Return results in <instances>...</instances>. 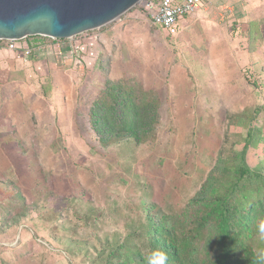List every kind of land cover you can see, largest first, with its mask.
<instances>
[{
	"label": "rangeland",
	"instance_id": "obj_1",
	"mask_svg": "<svg viewBox=\"0 0 264 264\" xmlns=\"http://www.w3.org/2000/svg\"><path fill=\"white\" fill-rule=\"evenodd\" d=\"M142 5L84 32L81 55L69 39L31 40L32 58L0 40V226L13 224L0 264H107L106 242L135 232L145 248V204L184 215L246 142L248 166L264 169V11L231 24L194 13L173 38ZM107 81L157 97L153 138L98 143L88 111Z\"/></svg>",
	"mask_w": 264,
	"mask_h": 264
},
{
	"label": "trees",
	"instance_id": "obj_2",
	"mask_svg": "<svg viewBox=\"0 0 264 264\" xmlns=\"http://www.w3.org/2000/svg\"><path fill=\"white\" fill-rule=\"evenodd\" d=\"M135 91L124 83L107 81L94 99L88 122L102 147L128 140L139 144L153 138L158 99L154 95L142 98ZM247 143L229 161L216 166L218 172L209 173L184 215L171 213L158 219L154 206L145 204V248L129 242L128 237L135 232L114 246L106 242L102 250H107V264H147L149 248L164 250L168 264H258L251 241L258 237V225L264 223V169L248 166ZM182 217L194 226H187L188 220ZM11 222L5 221L0 231L12 226ZM203 237H207L205 241ZM207 250L208 258L202 260L200 252Z\"/></svg>",
	"mask_w": 264,
	"mask_h": 264
},
{
	"label": "water",
	"instance_id": "obj_3",
	"mask_svg": "<svg viewBox=\"0 0 264 264\" xmlns=\"http://www.w3.org/2000/svg\"><path fill=\"white\" fill-rule=\"evenodd\" d=\"M141 0H0V40H64L98 29Z\"/></svg>",
	"mask_w": 264,
	"mask_h": 264
},
{
	"label": "built area",
	"instance_id": "obj_4",
	"mask_svg": "<svg viewBox=\"0 0 264 264\" xmlns=\"http://www.w3.org/2000/svg\"><path fill=\"white\" fill-rule=\"evenodd\" d=\"M207 0H141L143 8L146 11V15L149 17L150 22L162 29V30H171L180 19L185 16H190L196 12V10ZM83 33L69 38V40L74 41L76 55H81L85 53L86 42L80 37ZM34 37V36H28ZM40 38H49L45 36H36ZM27 37H24L19 40H4L6 42L5 47L8 50H19L23 56L28 57L32 53V46L23 41ZM56 42L53 44L55 47H58V39H52ZM65 40V39H64ZM67 40V39H66ZM23 41V42H22ZM20 42V45L17 46V43Z\"/></svg>",
	"mask_w": 264,
	"mask_h": 264
},
{
	"label": "crops",
	"instance_id": "obj_5",
	"mask_svg": "<svg viewBox=\"0 0 264 264\" xmlns=\"http://www.w3.org/2000/svg\"><path fill=\"white\" fill-rule=\"evenodd\" d=\"M259 10L264 11V0H207L196 10L194 20L199 23L231 24L236 23L237 21H248V16L257 14ZM188 17L189 16H185L180 19L170 32H168L173 38L174 29L177 26L178 28L184 26L188 21ZM37 38L40 37H27L23 40L28 42L33 48L30 55L31 58L34 54H37L38 56L40 54V50H43L41 46L34 45L36 42L33 43L31 41Z\"/></svg>",
	"mask_w": 264,
	"mask_h": 264
},
{
	"label": "clouds",
	"instance_id": "obj_6",
	"mask_svg": "<svg viewBox=\"0 0 264 264\" xmlns=\"http://www.w3.org/2000/svg\"><path fill=\"white\" fill-rule=\"evenodd\" d=\"M259 237L264 240V223L258 225ZM256 258L258 264H264V248L256 250ZM145 259L147 264H168L169 257L168 254L159 248H149L146 251Z\"/></svg>",
	"mask_w": 264,
	"mask_h": 264
}]
</instances>
